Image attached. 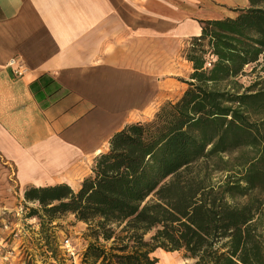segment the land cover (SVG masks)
Listing matches in <instances>:
<instances>
[{
	"label": "trees",
	"instance_id": "obj_1",
	"mask_svg": "<svg viewBox=\"0 0 264 264\" xmlns=\"http://www.w3.org/2000/svg\"><path fill=\"white\" fill-rule=\"evenodd\" d=\"M249 2L234 17L202 22L185 54L193 71L182 97L114 133L77 190L24 191L45 245L71 214L86 225L79 264H157L158 248L188 264H264V87L238 81L264 52V0ZM240 147L249 154L216 187L196 170Z\"/></svg>",
	"mask_w": 264,
	"mask_h": 264
},
{
	"label": "crops",
	"instance_id": "obj_2",
	"mask_svg": "<svg viewBox=\"0 0 264 264\" xmlns=\"http://www.w3.org/2000/svg\"><path fill=\"white\" fill-rule=\"evenodd\" d=\"M250 6L0 0V207H16L31 187L77 190L114 133L182 97L193 71L183 47L202 22ZM11 59L23 63V74H14ZM162 252H153L157 264Z\"/></svg>",
	"mask_w": 264,
	"mask_h": 264
},
{
	"label": "rangeland",
	"instance_id": "obj_3",
	"mask_svg": "<svg viewBox=\"0 0 264 264\" xmlns=\"http://www.w3.org/2000/svg\"><path fill=\"white\" fill-rule=\"evenodd\" d=\"M193 41L185 44L184 54L189 52ZM186 56V55H185ZM243 87L249 86L254 81H260L256 89L264 87V52L259 59L248 64L243 73L238 77ZM243 154H249V150L240 147L229 153H224L212 160L203 162L196 167L200 175L209 177L210 183L215 187L221 184L225 177L233 173L231 169L237 168L236 160ZM236 159V160H235ZM228 169V170H226ZM151 194L146 200L153 199ZM232 200H245L235 196ZM16 207H0V239L2 248L0 250V264H79L81 253L86 241L83 238L86 225L77 222L73 215L64 214L55 223L51 245H45L44 235L40 234V223L36 216L28 217V208H37L36 203L16 200ZM3 208V209H2ZM40 214V213H38ZM68 241L74 248L73 256L67 255L61 247ZM50 250V251H49ZM6 257V258H4ZM190 260L183 258L181 252H162L159 264H188Z\"/></svg>",
	"mask_w": 264,
	"mask_h": 264
},
{
	"label": "built area",
	"instance_id": "obj_4",
	"mask_svg": "<svg viewBox=\"0 0 264 264\" xmlns=\"http://www.w3.org/2000/svg\"><path fill=\"white\" fill-rule=\"evenodd\" d=\"M7 65H9V67L13 70L14 74H16V75H21L25 71V66L23 65V63L18 62L17 59H11L7 63ZM1 244H2V239H0V250L2 248ZM61 247H63V249L67 255L73 256L75 254L74 248L69 244L68 241H65L64 244H61ZM4 258H6V257H4Z\"/></svg>",
	"mask_w": 264,
	"mask_h": 264
}]
</instances>
